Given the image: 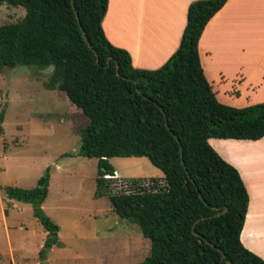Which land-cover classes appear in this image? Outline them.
<instances>
[{
    "label": "trees",
    "instance_id": "trees-1",
    "mask_svg": "<svg viewBox=\"0 0 264 264\" xmlns=\"http://www.w3.org/2000/svg\"><path fill=\"white\" fill-rule=\"evenodd\" d=\"M228 1L192 2L179 49L163 67L144 70L107 39L109 0H74L99 61L84 40L72 0H0L26 10L21 21L0 26V68L53 69L47 89L64 92L88 121L80 155L99 160L97 197L105 195V177L115 176L109 159L147 158L163 172L164 185L133 180L128 191L109 196L114 214L137 224L151 241V253L140 264H264L241 241L247 187L209 143L264 138V104H222L201 64L199 42ZM49 186L48 170L33 189L6 188L10 200L33 205L49 233L46 248L57 244L53 233L59 231L43 210ZM226 206L227 213L211 218Z\"/></svg>",
    "mask_w": 264,
    "mask_h": 264
},
{
    "label": "rangeland",
    "instance_id": "rangeland-1",
    "mask_svg": "<svg viewBox=\"0 0 264 264\" xmlns=\"http://www.w3.org/2000/svg\"><path fill=\"white\" fill-rule=\"evenodd\" d=\"M249 10L239 30V47L248 50L255 44ZM25 15L23 7L0 4V26ZM223 64L217 56L214 65ZM52 73L35 66L0 68V264H140L151 253V241L137 224L114 214L109 196L128 191L133 180L164 185V174L147 158L109 159L117 175L105 177V195L97 197L99 160L80 155L88 121L64 92L47 89ZM237 80L215 83L224 104L237 109L264 104V87ZM48 170L43 210L59 227L52 248H46L49 233L33 205L6 193L7 187L35 188Z\"/></svg>",
    "mask_w": 264,
    "mask_h": 264
},
{
    "label": "crops",
    "instance_id": "crops-1",
    "mask_svg": "<svg viewBox=\"0 0 264 264\" xmlns=\"http://www.w3.org/2000/svg\"><path fill=\"white\" fill-rule=\"evenodd\" d=\"M194 1L197 0H109L103 21L105 35L115 47L130 53L135 68L159 69L179 49L188 9ZM246 10L251 14L255 31V44L249 50L239 47V30ZM199 53L205 76L222 104L214 86L216 82L220 85L239 79V85L263 88L264 0H229L207 25L199 42ZM217 56L223 66L214 65ZM209 143L239 171L247 187L250 203L241 241L264 259V138L258 141L213 138Z\"/></svg>",
    "mask_w": 264,
    "mask_h": 264
},
{
    "label": "water",
    "instance_id": "water-1",
    "mask_svg": "<svg viewBox=\"0 0 264 264\" xmlns=\"http://www.w3.org/2000/svg\"><path fill=\"white\" fill-rule=\"evenodd\" d=\"M72 5H73V8H74V11H75V14H76V17H77V20H78V23H79L80 29H81V31H82V33H83L84 40L86 41V43L88 44V46L90 47V49L94 51V53H95V55H96V57H97V59H98V61H99V54H98V52L93 48L92 44L90 43V41H89V39H88V37H87V35H86L84 29H83V26H82V24H81V20H80L79 14H78V12H77V10H76V7H75V2H74V0H72ZM116 70H117V73L119 74V66H118V65H117ZM176 139L179 141V138H178V137H176ZM181 152H182V157H183V149H181ZM182 163H183V165H184L185 168H186L185 162L183 161ZM186 171H187V168H186ZM187 173H188V171H187ZM115 175H117L116 172H115ZM215 210H219V209H218V208H215ZM228 211H229V208L226 206V207H224L223 211H220L219 213H217L216 215L212 216L211 218L219 217V216H221V215L227 213ZM194 234H195V235H198L196 232H194ZM225 257H226V256L223 255V258H225ZM45 264H46V263H45Z\"/></svg>",
    "mask_w": 264,
    "mask_h": 264
}]
</instances>
